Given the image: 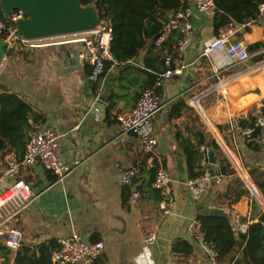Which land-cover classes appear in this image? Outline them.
<instances>
[{"label": "crops", "instance_id": "0c3cea01", "mask_svg": "<svg viewBox=\"0 0 264 264\" xmlns=\"http://www.w3.org/2000/svg\"><path fill=\"white\" fill-rule=\"evenodd\" d=\"M197 1L187 0L192 35L183 57L173 58L179 73L162 79L158 90L162 106L153 119L157 146L152 154L142 152L135 135L121 134L115 120L117 114L131 111L147 87V74L153 73L143 68V52L125 63L110 65L93 83L89 68L74 62V47L26 49L15 55L5 51L0 62V92L15 93L29 104L40 119L33 126L48 127L62 135L59 147L66 165L82 162L61 181L39 164L20 171L19 178L30 185L35 198L4 226L20 232L17 250L27 247L38 256L40 244L77 235L85 244L103 246L90 264H234L237 258L243 259L241 253L233 252L222 262L211 261L193 238L190 227L199 215L233 217L235 213L246 217L249 224L257 219L249 220V200L246 196L236 198L235 181L220 173L216 155L215 165L207 161L210 167L204 166L203 173L222 175L220 184L199 201L191 199L176 137L193 142L204 124L219 148L221 142L225 144L247 171L245 165L264 169V149L253 151L241 141L227 145L216 128L248 111L264 115V48L250 54L245 64H231L222 53H204V43L214 37L242 42L246 48L264 42V17L246 25L229 24L217 35L213 15L197 12ZM170 37L164 42L166 52L174 49L177 34L173 32ZM96 104L102 110L98 114L93 111ZM4 149L0 151V173L7 153ZM114 166L139 170L132 186L121 184ZM158 167L171 177L173 209L165 217L158 209L160 195L152 187ZM252 192L259 195L255 187ZM133 193L138 198L134 199ZM148 233L156 234L151 248L144 241ZM182 241L186 247L179 244ZM176 244L178 248L173 251ZM4 250L0 264H15L17 250Z\"/></svg>", "mask_w": 264, "mask_h": 264}, {"label": "built area", "instance_id": "2783aa9c", "mask_svg": "<svg viewBox=\"0 0 264 264\" xmlns=\"http://www.w3.org/2000/svg\"><path fill=\"white\" fill-rule=\"evenodd\" d=\"M195 9L203 15L211 16L214 13V4L212 0H199L195 3ZM258 14L264 17V0H260ZM25 18L26 14L22 9H14L9 14H4L0 7V40L3 42V47L6 51L14 55L19 50L74 46L77 49L76 58L80 66L91 67L92 73L89 79L93 83L97 82L98 78L103 74L105 63L113 60L109 50L112 30L106 19L98 18L95 28L87 32L49 38L25 39L16 27L17 22ZM173 32L177 34L174 54L178 59H181L192 35L191 10L188 7L178 10L163 27L154 42L155 47H160ZM204 53L206 56L222 53L231 64H245L251 58L242 42H230L223 36L214 37L206 41L204 43ZM170 64L171 56H166L165 65L169 67ZM179 70L178 68H168L156 78L154 84L140 93L129 113L115 116L120 133L135 135L139 140L142 152L145 154H152L157 146V140L153 137V119L162 106V98L158 93L162 79L177 75ZM99 105L96 104L93 107V111L97 114L102 112ZM29 123L31 122L29 121ZM254 129L258 130L259 135L257 138L252 139L251 135ZM231 134L232 141L235 144L238 141L245 144L250 142L256 147L264 149V115L261 112L256 113L253 125L250 128L233 126ZM61 137L62 135L59 132L48 127L33 126L27 135V142L21 158H18L11 151L4 155V169L0 173V237L3 238V245L7 249L17 250L20 247L21 234L15 228L5 229V224L27 207L35 198L30 185L19 178L20 171L23 168L39 164L53 174L57 181H61L82 165V162H74L73 165L69 166L62 161L59 147ZM223 146L224 148L221 147L222 152L234 165L246 188L252 192V188L255 185L249 173L226 145L223 144ZM201 151H205L204 146L201 147ZM201 165H206L205 158L202 160ZM114 168L124 187L132 186L139 173L137 168L126 170L118 166H114ZM221 180L222 175L220 174L203 173L197 179L185 181V185L191 199L199 201L214 185L220 184ZM170 184L171 177L168 171L158 167L152 187L160 195L158 209L163 217L170 215L173 209ZM132 197L134 199L138 198L137 193H133ZM235 227L240 232L245 233L247 224L235 220ZM190 230L193 238L208 254L210 260L215 261L216 253L211 245L204 241L199 222H193ZM144 241L146 247L151 248L156 242V234H146ZM57 244L58 247L51 253L49 264H90L100 255L103 249L100 243L85 244L77 235L59 239Z\"/></svg>", "mask_w": 264, "mask_h": 264}, {"label": "trees", "instance_id": "16d2710c", "mask_svg": "<svg viewBox=\"0 0 264 264\" xmlns=\"http://www.w3.org/2000/svg\"><path fill=\"white\" fill-rule=\"evenodd\" d=\"M212 2L214 4L213 28L217 35L221 28L229 24L246 25L256 21L259 16L260 0H212ZM80 4L82 7L92 6L98 18L106 19L111 27L112 38L109 50L113 60L105 63L104 71L110 65L125 63L135 58L139 52H143V68L153 72L147 74L146 88H148L168 68L174 69L172 61L174 57L177 58L174 49L166 52L165 43L160 47H155L154 42L173 15L178 10L187 7V0H80ZM262 48H264V42L248 45L246 49L249 54H254ZM5 51L6 49L3 47V52L5 53ZM166 56H171L169 67L165 65ZM84 67L89 68L88 76H90L91 67ZM254 117L255 115L248 111L245 116L234 117L230 124L216 128L228 145L232 141L231 128L233 126L250 128L253 125ZM39 120L33 114L29 104L19 98L17 94L8 91L0 92V138L4 139L6 143L5 153L13 150L16 156L21 158L27 142V135L35 125L33 122H39ZM258 135V130L254 129L251 138L255 139ZM176 141L185 160L187 180L197 179L203 174L204 166L201 165V162L205 155L204 152L202 153L201 147L208 144L214 150L220 173L224 176L230 175L234 179L233 189L236 190V198L246 196L247 191L241 188L242 182L240 183L239 178V180L236 179V173L230 162L204 124L202 131L196 134L193 142L189 139H179V137H176ZM246 145L253 151L260 150L253 143L249 142ZM205 166L210 167L207 160ZM245 167L264 198V169L261 167L249 169L247 165ZM236 218L241 223L247 224L245 233L235 227ZM255 219H257L256 222L249 224L246 217H238L235 213H233V217L226 214H206L197 217L204 241L211 245L216 253V262H222L224 258L236 252L241 253L243 259L237 258L234 264H264V214L258 211V206L253 201L249 220ZM179 244L187 246V243L183 241ZM179 244L173 246L172 250H177ZM57 247V242L40 244L37 247L38 256L35 251L22 247L17 250L14 262L15 264H49L51 251ZM5 248L0 245L1 255L5 254Z\"/></svg>", "mask_w": 264, "mask_h": 264}, {"label": "water", "instance_id": "95a60500", "mask_svg": "<svg viewBox=\"0 0 264 264\" xmlns=\"http://www.w3.org/2000/svg\"><path fill=\"white\" fill-rule=\"evenodd\" d=\"M4 14L22 9L26 18L17 22L18 32L25 39L49 38L87 32L95 28L98 16L92 6L82 7L80 0H0ZM4 56L0 40V62ZM78 63V60H74ZM5 146L0 138V151ZM207 161L215 165V154L207 145Z\"/></svg>", "mask_w": 264, "mask_h": 264}, {"label": "rangeland", "instance_id": "374dc122", "mask_svg": "<svg viewBox=\"0 0 264 264\" xmlns=\"http://www.w3.org/2000/svg\"><path fill=\"white\" fill-rule=\"evenodd\" d=\"M69 38V37H68ZM71 38V37H70ZM71 47L72 46H66L65 48H67V49H71ZM221 145H222V147L224 148V146H223V144H222V142H221ZM224 154V153H223ZM238 159H239V161H240V163L242 164V161H241V159L236 155V154H234ZM225 156V155H224ZM226 157V156H225ZM228 159V158H227ZM228 161H229V159H228ZM230 162V161H229ZM230 164H231V166H232V168L234 169V171H235V173H236V179H238L239 181H240V183H241V188H243V189H245L246 191H247V194H246V198L249 200V203H250V205L252 204V202L253 201H255L256 202V204H257V206H258V210L259 211H261V212H263L264 213V198L262 197V195H261V193H260V191L258 190V188L255 186V188H256V190H257V192H258V196L257 195H255L253 192H251V191H249L247 188H246V186H245V184H244V182L242 181V179H241V177L238 175V173H237V171L235 170V168H234V165L230 162ZM243 165V164H242ZM248 172V171H247ZM252 180V179H251ZM253 182V181H252Z\"/></svg>", "mask_w": 264, "mask_h": 264}]
</instances>
